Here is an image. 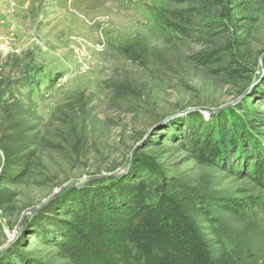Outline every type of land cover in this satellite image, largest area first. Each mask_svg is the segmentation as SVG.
Returning <instances> with one entry per match:
<instances>
[{
	"label": "rangeland",
	"instance_id": "rangeland-1",
	"mask_svg": "<svg viewBox=\"0 0 264 264\" xmlns=\"http://www.w3.org/2000/svg\"><path fill=\"white\" fill-rule=\"evenodd\" d=\"M0 251L264 264V0H0Z\"/></svg>",
	"mask_w": 264,
	"mask_h": 264
},
{
	"label": "water",
	"instance_id": "water-1",
	"mask_svg": "<svg viewBox=\"0 0 264 264\" xmlns=\"http://www.w3.org/2000/svg\"><path fill=\"white\" fill-rule=\"evenodd\" d=\"M222 108H224V107H222ZM221 108V109H222ZM220 110V109H219ZM179 115H181V113L180 114H178V115H176V116H179ZM175 116V117H176ZM91 180V179H90ZM89 179L88 180H85V181H82V182H70V183H66L65 185H63L62 187H60L58 190H56L52 195H50L46 200H44L42 203H40L39 205H37V206H35V207H33V208H30L29 210H27L25 213H24V216L26 215V214H30V213H34V212H37V211H39L40 209H42L44 206H46V205H48L49 203H51L53 200H55L56 198H57V196L59 195V194H61L63 191H65L66 189H68V188H73V187H83V186H85L89 181H90ZM2 251H0V253H1Z\"/></svg>",
	"mask_w": 264,
	"mask_h": 264
},
{
	"label": "trees",
	"instance_id": "trees-1",
	"mask_svg": "<svg viewBox=\"0 0 264 264\" xmlns=\"http://www.w3.org/2000/svg\"><path fill=\"white\" fill-rule=\"evenodd\" d=\"M217 56L221 57L220 53H217ZM71 189H75L76 190V189H78V187L68 188V190H71ZM200 256H202L201 259H194L193 262H195L196 264H215L213 261H211V259L209 257L206 258L205 256L203 257V255H200Z\"/></svg>",
	"mask_w": 264,
	"mask_h": 264
}]
</instances>
